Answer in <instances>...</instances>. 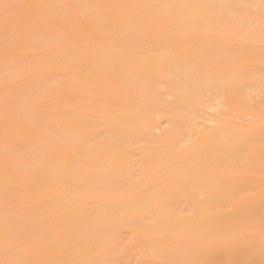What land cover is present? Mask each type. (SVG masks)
<instances>
[{
    "label": "bare ground",
    "instance_id": "bare-ground-1",
    "mask_svg": "<svg viewBox=\"0 0 264 264\" xmlns=\"http://www.w3.org/2000/svg\"><path fill=\"white\" fill-rule=\"evenodd\" d=\"M256 82L264 0H0V264H264Z\"/></svg>",
    "mask_w": 264,
    "mask_h": 264
},
{
    "label": "rangeland",
    "instance_id": "rangeland-1",
    "mask_svg": "<svg viewBox=\"0 0 264 264\" xmlns=\"http://www.w3.org/2000/svg\"><path fill=\"white\" fill-rule=\"evenodd\" d=\"M36 45V44H35ZM146 59H148L149 57H145ZM174 59V57L170 54V55H168L167 57H166V60H168V61H172ZM180 64H182L183 63V61H181V59H180ZM134 63L136 64V61H134ZM185 75H186V73H185ZM185 75H179V74H177V75H174V77H172V78H170V79H168V80H162L163 81V84L165 85V89H169V88H171V86H175V85H177L179 82H182V80H184L185 79ZM202 76H203V74H202ZM228 84V81H226V80H223V81H220V85H216V86H214V87H211V92H214V91H219V92H221L222 93V86L223 85H227ZM250 88H251V90H253V94H256L255 95V97L256 96H258V95H260L259 93L261 92L262 94H263V96H264V84H262V83H258V82H256L255 84H253L252 86H250ZM197 93H199V94H209L210 95V92H208V91H206L204 88H201V90L199 91V92H197ZM223 95H224V92L222 93ZM226 96V95H225ZM227 98V97H226ZM258 99L257 100H255V102L256 101H258V103L260 102L261 103V101H263V98H262V96L260 95V97L258 96L257 97ZM256 99V98H255ZM261 100V101H260ZM169 101H173V99L172 98H169ZM257 105V104H256ZM158 120V119H157ZM132 134V132H128V135L130 136ZM89 142V139H85V142ZM200 198H203V195L202 196H200ZM179 201H181V203H182V205H184L183 206V208H186V211L185 212H183V214H184V217H192L194 214H195V209L193 208V206H192V204H190L186 199H185V196H179L178 197V202ZM186 206V207H185ZM124 233H125V231H124ZM153 253H154V251L153 250H149V251H147L146 252V259H150L151 258V256L153 255Z\"/></svg>",
    "mask_w": 264,
    "mask_h": 264
}]
</instances>
